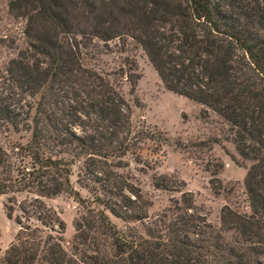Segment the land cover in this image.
Wrapping results in <instances>:
<instances>
[{
	"label": "trees",
	"instance_id": "16d2710c",
	"mask_svg": "<svg viewBox=\"0 0 264 264\" xmlns=\"http://www.w3.org/2000/svg\"><path fill=\"white\" fill-rule=\"evenodd\" d=\"M9 9L26 23L27 48L0 72V128L22 126L30 138L10 152L0 144V196L32 195L19 205L22 214L29 218L32 208L59 233L64 223L43 211L42 198L69 194L84 213L71 252L60 235L18 219L0 264H264V0H10ZM128 38L168 91L228 126L232 160L246 170L250 213L224 206L216 228L182 192L150 220L149 200L112 169L122 167L131 141L157 137L146 126L132 130L121 81L133 85L137 73L111 80L84 56ZM27 97L33 103L24 109ZM81 159L95 186L90 200L70 183ZM153 185L170 190L176 180L154 175Z\"/></svg>",
	"mask_w": 264,
	"mask_h": 264
},
{
	"label": "rangeland",
	"instance_id": "374dc122",
	"mask_svg": "<svg viewBox=\"0 0 264 264\" xmlns=\"http://www.w3.org/2000/svg\"><path fill=\"white\" fill-rule=\"evenodd\" d=\"M9 2L0 0L1 73L12 58L27 48L24 35L26 23L10 11ZM91 54L92 57L84 56L86 65L111 80L129 72L137 73L133 85L121 81V92L132 109V130L146 126L157 138L155 141H131L130 150L120 157L122 167L112 169L124 179L128 178L149 200L147 210L150 220L168 208L173 200L180 199L182 192L192 194L194 205L216 228L220 226V212L224 206L239 213H250L244 188L246 170L232 160V156L238 158V155L227 139L230 133L221 118L210 110L203 118V105L168 91L142 48L130 38L124 42L110 41L107 46L99 43ZM127 61L135 65V70H129ZM25 101L23 106L27 109L25 104L32 105L33 99L27 97ZM24 128H0V144L10 152L18 144L27 143L30 133ZM154 175L170 176L173 181L176 180V186L170 190L157 189L153 185ZM70 183L83 198H92L91 190L95 186L84 171L82 159L75 160ZM31 200L32 195L26 193L15 198L0 196V257L16 240L18 219L22 225L28 224L55 236L60 235L63 248L71 252L76 222L84 213L83 207L66 193L42 198L43 211L64 223L65 228L59 233V228L55 231L44 228L36 220V212H32V208L29 207V218L22 214L19 205L21 202L29 205ZM92 207L101 208L96 203ZM109 216L119 229L125 228V222L111 214ZM129 225L140 228L139 223Z\"/></svg>",
	"mask_w": 264,
	"mask_h": 264
}]
</instances>
